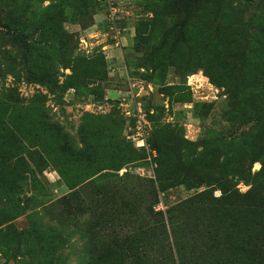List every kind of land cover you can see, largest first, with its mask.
I'll list each match as a JSON object with an SVG mask.
<instances>
[{
  "label": "rangeland",
  "instance_id": "374dc122",
  "mask_svg": "<svg viewBox=\"0 0 264 264\" xmlns=\"http://www.w3.org/2000/svg\"><path fill=\"white\" fill-rule=\"evenodd\" d=\"M264 264V0H0V264Z\"/></svg>",
  "mask_w": 264,
  "mask_h": 264
},
{
  "label": "trees",
  "instance_id": "16d2710c",
  "mask_svg": "<svg viewBox=\"0 0 264 264\" xmlns=\"http://www.w3.org/2000/svg\"><path fill=\"white\" fill-rule=\"evenodd\" d=\"M161 262V264H162V260L160 261ZM133 264H138V262L136 261V262H133Z\"/></svg>",
  "mask_w": 264,
  "mask_h": 264
}]
</instances>
